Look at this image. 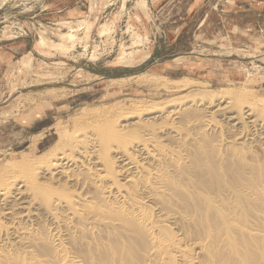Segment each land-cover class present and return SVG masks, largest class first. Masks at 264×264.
<instances>
[{
    "label": "bare ground",
    "instance_id": "obj_1",
    "mask_svg": "<svg viewBox=\"0 0 264 264\" xmlns=\"http://www.w3.org/2000/svg\"><path fill=\"white\" fill-rule=\"evenodd\" d=\"M234 93L59 130L0 177V264H264V121Z\"/></svg>",
    "mask_w": 264,
    "mask_h": 264
},
{
    "label": "rangeland",
    "instance_id": "obj_2",
    "mask_svg": "<svg viewBox=\"0 0 264 264\" xmlns=\"http://www.w3.org/2000/svg\"><path fill=\"white\" fill-rule=\"evenodd\" d=\"M188 2L0 0V177L48 150L59 130L137 104L235 92L264 121V16L207 0L187 18Z\"/></svg>",
    "mask_w": 264,
    "mask_h": 264
},
{
    "label": "crops",
    "instance_id": "obj_3",
    "mask_svg": "<svg viewBox=\"0 0 264 264\" xmlns=\"http://www.w3.org/2000/svg\"><path fill=\"white\" fill-rule=\"evenodd\" d=\"M225 1L227 0H218V4L216 5L220 3V5H224ZM233 4L236 6V8H234V15H249V19H256L259 16H264V0H233ZM186 5V17H197L198 13L207 5V0H189ZM206 13L202 18V22L205 17L208 16ZM202 22L200 24H202ZM12 46H15L17 49L20 48L17 42H14ZM15 53H17V50Z\"/></svg>",
    "mask_w": 264,
    "mask_h": 264
}]
</instances>
